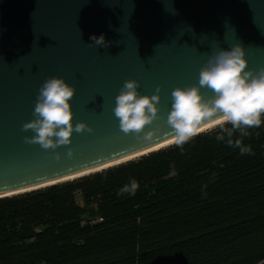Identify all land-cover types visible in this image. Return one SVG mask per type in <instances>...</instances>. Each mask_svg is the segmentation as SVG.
<instances>
[{
    "label": "water",
    "instance_id": "95a60500",
    "mask_svg": "<svg viewBox=\"0 0 264 264\" xmlns=\"http://www.w3.org/2000/svg\"><path fill=\"white\" fill-rule=\"evenodd\" d=\"M101 35L108 47L91 40ZM237 43L247 70L264 67V0H0V197L174 144L62 180L171 139L174 88L199 86L212 52ZM51 77L76 90L73 125L94 132H74L70 145L44 150L25 143L34 133L22 126L34 119L38 90ZM126 80L138 81L141 95L160 96V119L144 130L159 128L151 142L123 133L113 113ZM200 91L214 98L212 90Z\"/></svg>",
    "mask_w": 264,
    "mask_h": 264
},
{
    "label": "trees",
    "instance_id": "16d2710c",
    "mask_svg": "<svg viewBox=\"0 0 264 264\" xmlns=\"http://www.w3.org/2000/svg\"><path fill=\"white\" fill-rule=\"evenodd\" d=\"M226 128L0 197V264H264V115Z\"/></svg>",
    "mask_w": 264,
    "mask_h": 264
},
{
    "label": "clouds",
    "instance_id": "9594fccd",
    "mask_svg": "<svg viewBox=\"0 0 264 264\" xmlns=\"http://www.w3.org/2000/svg\"><path fill=\"white\" fill-rule=\"evenodd\" d=\"M91 40L97 46H109L103 35L93 36ZM245 56V49L238 43L231 50H214L200 69L199 86L174 88L167 119L172 129L171 142L183 145L206 128L223 124L231 125V129H223L229 137L234 130L246 136V129L261 126V116L264 115V67L258 71L247 70L248 61ZM139 87L138 81L126 80L115 98L113 113L123 133L135 134L137 140L151 142L159 133V128L148 132L144 130L160 119L157 107L160 96L141 95ZM201 88L212 90L214 98L205 99L201 95ZM156 91L158 93L160 89ZM75 92V88L62 78L51 77L44 81L38 90L34 119L22 126V131L34 133L24 138L25 143L38 144L44 150H55L70 145L74 132H94L85 123L73 125L74 113L70 101ZM217 139L223 140L224 136H218ZM228 143L233 142L229 140ZM235 146L242 153L247 151L239 140ZM73 154L71 150L67 153L69 157ZM55 158L60 159L59 153ZM137 188L136 181H132L121 191L134 194Z\"/></svg>",
    "mask_w": 264,
    "mask_h": 264
},
{
    "label": "bare ground",
    "instance_id": "6f19581e",
    "mask_svg": "<svg viewBox=\"0 0 264 264\" xmlns=\"http://www.w3.org/2000/svg\"><path fill=\"white\" fill-rule=\"evenodd\" d=\"M171 141H172V138H171V139H168V140H166V141L160 142V143H158V144H155V145H153V146H151V147H149V148H147V149H144V150L138 151V152H136V153H133V154L128 155V156H125V157H123V158H120V159L114 160V161H112V162H109V163L103 164V165H101V166H98V167L92 168V169H90V170H88V171H84V172H81V173H78V174H73V175L65 176V177L62 178V180L71 179V178H74V177L77 176V175H80V174H83V173H86V172H90V171H94V170H98V169H100L101 167H105V166H108V165H110V164H115V163H117V162H122V161H124V160L129 159V158H134V157H136V156H139L140 154H144V153L148 152L149 150H154V149H156V148H159V147L165 146L166 144L172 143ZM38 186H40V185H38ZM12 193H13V192H11V193H6V194L9 195V194H12Z\"/></svg>",
    "mask_w": 264,
    "mask_h": 264
}]
</instances>
